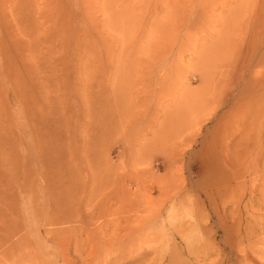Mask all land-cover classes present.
<instances>
[{
    "label": "rangeland",
    "instance_id": "374dc122",
    "mask_svg": "<svg viewBox=\"0 0 264 264\" xmlns=\"http://www.w3.org/2000/svg\"><path fill=\"white\" fill-rule=\"evenodd\" d=\"M260 5L0 0V264H264L263 155L246 143L264 114L244 133L237 101L264 84L246 57ZM211 138L222 159L252 149L237 194L203 178Z\"/></svg>",
    "mask_w": 264,
    "mask_h": 264
},
{
    "label": "bare ground",
    "instance_id": "6f19581e",
    "mask_svg": "<svg viewBox=\"0 0 264 264\" xmlns=\"http://www.w3.org/2000/svg\"><path fill=\"white\" fill-rule=\"evenodd\" d=\"M97 1V0H96ZM119 1V0H118ZM139 1V0H138ZM161 0H158V2H160ZM163 1V0H162ZM95 2V1H94ZM35 3V2H34ZM125 3V2H124ZM59 5V4H58ZM57 5V6H58ZM115 5V4H114ZM171 5H173V4H171ZM174 6V5H173ZM173 6H171L170 8H172ZM261 6V5H260ZM262 6H264V5H262ZM262 6H261V8H262ZM40 7V6H39ZM111 7V6H110ZM119 7V6H118ZM148 7H151V6H148ZM155 7V6H154ZM164 7V6H163ZM170 8H169V11H171L170 10ZM175 8H176V6H175ZM258 8V7H257ZM259 9V8H258ZM257 9V10H258ZM106 10V9H105ZM173 10H175V9H173ZM172 10V11H173ZM261 10H264V9H261ZM260 12V11H259ZM263 12V11H262ZM157 13V12H156ZM156 13H154V14H156ZM164 13V12H163ZM167 13H168V17L169 16H171V15H169V12L167 11ZM175 13V12H174ZM174 13L172 12L171 14H173L174 15ZM124 14V13H123ZM256 14H258V12L256 13ZM262 14H264V13H262ZM261 14V15H262ZM157 15V14H156ZM167 15V14H166ZM172 15V16H173ZM259 15V14H258ZM83 16V15H82ZM102 16V15H101ZM165 16V15H164ZM263 17H264V15H262ZM126 17V16H125ZM129 17V16H128ZM261 17V16H260ZM111 18V17H110ZM254 18V17H253ZM259 18V17H258ZM262 18V17H261ZM261 18H259V19H261ZM100 19V18H99ZM252 19V18H251ZM254 20H255V22H253V25H254V23H256L257 24V20L254 18ZM253 20V21H254ZM262 20V19H261ZM114 21V20H113ZM250 21V20H249ZM257 21V22H256ZM263 22H264V18H263ZM250 23H248V25H249ZM255 24V25H256ZM261 24V23H260ZM251 25H252V23H251ZM262 25V24H261ZM261 25H256L255 27L256 28H258V32H256L255 30V32L254 31H251V32H253L252 33V38H250V39H252V40H254L256 43V46H255V48H254V46H252V47H249L246 51H247V54H246V57H247V55L249 56H251V57H253V56H256V57H259V60L257 59V60H255V61H257V62H262L263 60H264V51L263 50H260V52L261 53H258L259 51H258V48H262L263 47V45H264V35L263 36H261L262 34H260V27L259 26H261ZM252 27V26H251ZM262 27V26H261ZM248 28V27H247ZM255 28V29H256ZM249 29H251V28H249ZM248 30V29H247ZM251 30H253V27H252V29ZM257 30V29H256ZM262 31V30H261ZM249 33H251L250 31H248ZM247 32V33H248ZM245 34H246V32H245ZM244 34V35H245ZM250 35V34H249ZM251 36V35H250ZM246 37V36H245ZM244 37V38H245ZM248 38V36L246 37V39ZM249 39V40H250ZM246 43H248L247 41H246ZM243 45H245V43L243 44ZM246 46H248V44L246 45ZM243 48V47H242ZM247 48V47H246ZM263 49V48H262ZM242 50H244V48L242 49ZM241 51V50H240ZM263 51V52H262ZM239 52V51H238ZM241 52H243V51H241ZM234 53L236 54V51H234ZM233 53V54H234ZM246 53V52H245ZM231 55V56H234V55ZM240 54V53H239ZM239 54H236L235 56L237 57V56H239ZM242 55V54H241ZM241 57V56H240ZM254 58L255 57H253V60H251V61H254ZM229 59H231V58H229ZM239 59V58H238ZM245 55H244V58H243V62L245 63ZM246 60H249V58H247ZM237 61H239V62H241V59L240 60H237ZM243 63V64H244ZM252 63V62H251ZM254 63V62H253ZM264 63V62H263ZM246 65H247V63H246ZM249 65H250V63H249ZM248 66V65H247ZM240 67H241V65H240ZM253 67V64H252V66H251V68ZM239 68V67H238ZM242 68V67H241ZM244 68H246V66L244 67ZM243 68V69H244ZM261 68V67H260ZM260 68H259V70H260ZM262 68H264V67H262ZM261 68V69H262ZM245 70H247V69H245ZM244 70V71H245ZM253 70V69H252ZM256 70V69H255ZM249 72V71H248ZM251 72V71H250ZM253 72V71H252ZM255 72V71H254ZM259 72V71H258ZM262 71H260V74H262L261 73ZM240 73H241V71H240ZM247 74V73H246ZM246 74H244V75H246ZM255 73H253V75H254ZM259 74V73H258ZM243 75V74H242ZM241 75V76H242ZM252 75V76H253ZM263 75V74H262ZM247 76V75H246ZM255 76V75H254ZM264 76V75H263ZM238 77H240V76H237V78ZM251 77V76H250ZM241 78V77H240ZM247 78V77H246ZM246 78H245V80H246ZM258 78H260V77H258ZM258 78H256V81L258 82ZM262 78H264V77H262ZM239 79V78H238ZM250 79H252V78H250ZM237 79L235 78L234 79V81H236ZM240 80V79H239ZM247 80H249V78L247 79ZM247 80H246V82H247ZM255 80V79H254ZM254 80H250V82H248V83H246V84H244L242 87L240 86V90H239V95H238V99H237V101L240 103V105H239V103L236 101L235 102V105H239V106H242V107H244V109H243V117H241V120L243 119V118H245V119H243V121H241V129H240V126H239V130H241V131H243V129H244V133H247V134H249L251 131H253L254 132V129L253 128H255L254 126L256 125L255 124V121H258L257 120V118H263V117H260V116H258V115H260V114H264V113H262L261 111L263 110V108H262V110L260 111L259 110V106H258V102L257 101H260L261 99H262V97H264V88L262 87V85H264L263 83L261 84H258L257 82H255ZM261 81V78H260V80H259V82ZM236 83H237V81H236ZM242 83V82H241ZM244 83V82H243ZM235 85H237V84H235ZM242 85V84H241ZM239 89V88H238ZM232 93V92H231ZM227 95V94H226ZM229 97V96H228ZM223 98V97H222ZM264 99V98H263ZM261 103H263L262 101H260ZM259 102V104H261ZM238 103V104H237ZM257 103V104H256ZM254 104H256V105H254ZM264 104V103H263ZM263 104H261V105H263ZM252 105H253V107H252ZM260 105V106H261ZM241 107V108H242ZM232 108V107H231ZM241 108H239V109H241ZM241 111V110H240ZM242 112V111H241ZM261 112V113H260ZM256 116H258V117H256ZM264 116V115H263ZM252 117H256V119H255V121H254V124L255 125H253V124H251V123H253V122H251V120H253L254 118H252ZM240 118V117H239ZM250 118H252L251 120H250ZM235 121H237V120H235ZM238 121H239V119H238ZM238 121H237V124H238ZM264 121V120H263ZM262 121V122H263ZM224 122V121H223ZM262 122H260L261 123V125H262ZM231 123V122H230ZM234 123V122H233ZM218 124V123H217ZM225 125L226 123L224 122V123H222V125ZM240 124H238V125H240ZM220 125H221V123H220ZM221 125V126H222ZM223 125V126H224ZM234 125V124H233ZM252 125H253V127H252ZM260 125V126H261ZM230 126H232V125H230ZM229 126V127H230ZM235 126H237L236 124H235ZM217 127H219L220 128V126L219 125H217ZM226 127H227V125H226ZM228 127V128H229ZM259 127V126H258ZM263 127V126H262ZM218 128V129H219ZM225 128V127H224ZM237 128V127H236ZM257 128V127H256ZM217 128H216V130H218ZM227 129V128H226ZM234 129V128H233ZM258 129V128H257ZM264 129V128H263ZM224 130V129H223ZM223 130H220V131H223ZM237 130V129H236ZM262 130V129H261ZM227 131V130H226ZM235 131V130H234ZM240 131V133H242ZM246 131V132H245ZM219 132V131H218ZM224 132V131H223ZM231 132H232V130H231ZM256 132V131H255ZM254 132V133H255ZM263 132L264 131H261V132H257V134H254V138H255V135H256V138H257V135L258 134H261V136L259 135L258 136V138L256 139V140H254V138L253 139H251L250 140V138H249V140L248 139H246L247 140V144H253V146H254V150H255V152L253 151L252 152V149L250 150L252 153H253V155H254V163L256 164L257 162H259V160L258 159H260L261 157H262V155H263V162H262V166H261V168L263 169V172H264V143H263ZM216 133H217V131H216ZM228 133V132H227ZM239 133V132H238ZM243 133V134H244ZM219 134H220V132H219ZM218 134V135H219ZM223 133H221L220 134V137H221V135H222ZM226 134V132L224 133V135ZM230 134L232 135V133H229V137H231L230 136ZM246 134V135H247ZM245 135V136H246ZM213 136H216V135H213ZM212 136V137H213ZM242 136L243 135H241V137H240V139L242 138ZM245 136H243V137H245ZM226 137V136H225ZM248 137V136H247ZM261 137V139H259ZM214 138V137H213ZM213 138H211L210 140V142H208V144H205L204 145V147L202 148V144H201V152L200 153H198L199 154V158H201L202 159V163H203V165H204V167H205V174L204 175H206V177H204L203 176V178L205 179V178H207V175L208 174H211V176H214V183L215 182H219V184H220V181L223 183L222 185H224V188H223V186H222V188L221 189H223V193H219V194H224V195H234V193L236 192V194H237V191H235V189L237 188V190H238V188L240 189L241 188V186H240V183L242 184V181H244V180H242L241 182H239V185H237V186H235L236 184H235V180L237 179V180H239V175H240V173L241 174H243L244 172L242 171H238V170H235L237 167H239L240 166V164H239V162L240 163H242L243 164V160H241L243 157H244V155L245 156H247L246 155V153L248 154L250 151H245V154L244 155H242V154H237V152L236 153H232V151L233 150H235V149H232V145H234V143H233V141H232V143L233 144H231V146H230V149H232L231 150V154L230 153H227V150H226V156H225V159H222L221 158V156H222V154H224L223 152H225V150L224 151H222V152H217V151H215L214 149H215V145H216V141H214V142H212V139ZM219 138V137H218ZM227 138V137H226ZM232 138V137H231ZM214 139H216V138H214ZM224 139V141H225V138L223 137V135H222V140ZM244 139V138H243ZM226 140H228V138L226 139ZM242 140V139H241ZM245 140V141H246ZM220 141H221V139H220ZM220 141H218L219 143H221ZM240 141V140H239ZM244 141V142H245ZM258 141V142H257ZM206 142V141H205ZM204 142V143H205ZM229 142V141H228ZM241 142V141H240ZM225 143V142H224ZM222 144H223V142H222ZM226 144V143H225ZM242 144V143H241ZM240 144V145H241ZM221 145V144H220ZM223 146V145H222ZM250 146H252V145H250ZM225 147H227V146H225ZM237 148H238V146H236ZM241 147V146H240ZM240 147H239V149H240ZM243 147V146H242ZM236 148V149H237ZM247 148V147H246ZM225 149V148H224ZM244 150H245V147L243 148ZM242 149V150H243ZM243 150V151H244ZM246 150H248V148L246 149ZM221 151V150H220ZM236 151V150H235ZM242 151V152H243ZM239 153V152H238ZM251 153V154H252ZM250 154V155H251ZM249 155V156H250ZM253 155H251V156H253ZM247 158V157H246ZM253 157H251L250 159H252ZM246 160V159H245ZM247 160H248V158H247ZM261 160H262V158H261ZM260 160V161H261ZM247 162V161H246ZM245 163V162H244ZM250 163H252V162H250V160H249V163H246L247 165L248 164H250ZM247 165H244L245 167H247L248 169H247V171L245 170V168L243 167V170L245 171V172H248V170H249V166H247ZM251 165H253V164H251ZM251 165H250V167H251ZM257 165H261V163L259 164V163H257ZM256 165V166H257ZM242 166V165H241ZM254 166V165H253ZM252 166V167H253ZM240 168V167H239ZM241 169H242V167H241ZM255 169H256V167H255ZM254 170V169H253ZM259 170V169H258ZM257 170V171H258ZM257 171H255V172H257ZM240 172V173H239ZM251 173H252V171H250ZM254 173V172H253ZM258 174L259 173H261V171L260 172H257ZM256 173V174H257ZM248 176H250V175H248ZM247 176V177H248ZM254 176V175H253ZM208 177H209V175H208ZM252 177V176H251ZM202 178V179H203ZM232 178L234 179L235 178V182H234V186H233V183L231 184V180H232ZM254 178V177H253ZM261 178V180H260V182L258 183L259 185H260V187H259V185H258V187H257V189H256V194L257 195H261V196H264V174H262L261 175V177H259V179ZM202 179H201V181H202ZM211 179H212V177H211ZM241 179H243V178H240V180ZM207 180H208V178H207ZM258 180V179H257ZM257 180H256V182H257ZM208 181H211V180H208ZM250 181V180H249ZM259 181V180H258ZM212 182V181H211ZM210 182V183H211ZM255 182V183H256ZM205 183H208V182H205ZM204 183V184H205ZM210 183H208L209 185H210ZM237 183V182H236ZM254 183V182H253ZM252 183V184H253ZM190 184V183H189ZM192 184V183H191ZM203 184V183H202ZM217 184V183H216ZM215 184V185H216ZM238 184V183H237ZM221 185V184H220ZM251 185V184H250ZM257 185V184H256ZM211 186V185H210ZM242 186L245 188V183L244 184H242ZM216 187H218V186H216ZM215 187V188H216ZM254 187V186H253ZM49 188V187H48ZM254 188H256V187H254ZM251 189H252V187H251ZM220 190V189H219ZM241 190H242V188H241ZM252 191V190H251ZM200 192V191H199ZM218 192L219 191H217V195H218ZM254 190H253V195H255L254 193ZM215 194H216V191L214 192ZM227 193V194H226ZM252 193V192H251ZM250 194V193H249ZM222 195H219V197H223L224 198V196H222ZM251 195V194H250ZM225 196V197H226ZM217 197V196H216ZM230 197V196H229ZM253 197V196H252ZM260 198V196H257V198ZM256 198V197H255ZM258 198V199H259ZM263 198V197H262ZM230 199V198H229ZM232 199V198H231ZM230 199V200H231ZM254 199V198H253ZM252 199V200H253ZM56 201V200H55ZM152 201V200H151ZM254 201H256V200H254ZM147 202V201H146ZM230 202V201H229ZM259 202H260V200H259ZM55 203V202H54ZM263 203V202H262ZM260 205H262V204H260ZM264 205V204H263ZM54 207V206H53ZM262 207H264V206H262ZM231 216V215H230ZM195 219V218H194ZM147 224V223H146ZM234 224V223H233ZM231 225V224H230ZM225 226H226V224H225ZM239 226V225H238ZM150 227V226H149ZM236 227V226H235ZM179 228H181V227H179ZM230 228H232L231 226H230ZM234 228V227H233ZM232 230H234V229H232ZM235 231V230H234ZM241 243H242V241H241ZM244 249V248H243ZM231 250V249H230ZM235 250V249H234ZM232 251V250H231ZM173 253V252H172ZM246 252H244V254H245ZM236 255V254H235ZM240 255V254H239ZM248 255V254H247ZM245 257V256H244ZM247 257V256H246ZM249 258H251V257H249ZM243 260V259H242ZM248 260V259H247ZM240 261H241V259H240ZM239 261V262H240ZM252 261V260H251ZM249 262V263H251L252 264V262ZM254 261V260H253ZM238 262V263H239ZM240 263H242V262H240ZM260 263V262H259ZM245 264V263H244Z\"/></svg>",
    "mask_w": 264,
    "mask_h": 264
}]
</instances>
